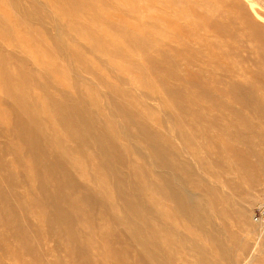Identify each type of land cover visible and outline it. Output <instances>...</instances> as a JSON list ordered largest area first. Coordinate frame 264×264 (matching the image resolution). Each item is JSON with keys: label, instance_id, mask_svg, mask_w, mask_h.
I'll use <instances>...</instances> for the list:
<instances>
[{"label": "bare ground", "instance_id": "bare-ground-1", "mask_svg": "<svg viewBox=\"0 0 264 264\" xmlns=\"http://www.w3.org/2000/svg\"><path fill=\"white\" fill-rule=\"evenodd\" d=\"M110 1L0 0V39L12 49L6 55L0 48V264H234L225 249L228 206L224 212L223 201L209 199L201 178L197 195L186 191L194 172L181 163L168 138L174 135L196 158L202 151L193 140L211 146L198 162L210 175L217 168L218 177L232 171L238 182L263 183L264 79L252 74L250 86L228 87L231 102L214 100L204 76L193 72L200 67L198 53L174 49L184 34L177 31L180 17L172 15L169 35L149 32L143 24L130 28L113 15ZM147 1L149 9L171 11L158 0ZM236 10L249 32L260 29L241 6ZM196 18V26L205 25L204 16ZM30 24L42 30L43 40L34 43L16 33V26ZM217 25L212 28L218 35L230 36ZM257 37L264 48V33ZM24 38L42 49L48 75L30 73L19 51L27 45ZM129 52L139 57L127 66ZM104 55L124 60V70L141 77L144 67L150 71L152 76L141 81L149 95L159 96L163 114L177 130L157 132L152 126L162 125L161 117L142 114L136 100L83 83V74L101 83L93 63L101 67ZM260 62L264 65V53ZM50 75L70 77L75 97L69 100L59 89L49 96ZM179 84L190 91H180ZM37 87L39 98L29 92ZM39 99L49 101V115ZM181 171L186 177L178 179Z\"/></svg>", "mask_w": 264, "mask_h": 264}, {"label": "rangeland", "instance_id": "rangeland-1", "mask_svg": "<svg viewBox=\"0 0 264 264\" xmlns=\"http://www.w3.org/2000/svg\"><path fill=\"white\" fill-rule=\"evenodd\" d=\"M167 1L168 3H166ZM158 2H162L160 4L164 5L166 10L169 9L172 12L170 11L169 13L165 10H159V8H155V10L149 9L147 0H111L108 2V6L111 8L112 6L115 7L116 11L113 12V15L115 14L117 18H122L123 23L127 27L136 28L139 24H143L149 32L158 31V33H161L159 30L161 29L165 33H168L167 35H169L168 31L170 28L174 29L175 27L172 15L174 14L178 18L180 17L178 21L180 24L177 22L180 27H178L179 29L177 31L179 35H181L182 29H184V34L180 37L181 45L175 44L174 49L181 52L182 49L180 48H183L187 52L194 54L198 53L199 58L196 60L199 62L201 68L193 66L196 67L193 68V72H198L196 74L204 76L202 79L205 80L202 82L207 85H205V89L207 92L209 91L210 95L213 92L211 97L214 100L219 99L220 102H231L230 90L228 87L233 83H241L240 85L243 87L245 84V88L250 86L252 74H257L259 81L261 80L260 82H263L264 65L260 62V58L264 53V48L259 44L260 39L257 37V34L258 32L264 33V0H158ZM120 5H123V7ZM261 5H263V8ZM238 6H241L245 14L252 20L253 24L263 31L254 28L252 31L250 29L249 32L244 26L240 14L236 10ZM44 10H46V8H44ZM197 14L199 16L201 15V17L204 16L207 19L205 25L196 26L197 23L195 20L197 19ZM115 16H113L112 21H117ZM185 16H187V18ZM181 19L183 23L180 21ZM213 23L218 24L217 26L226 27L230 36L220 33L218 35V32L216 33L212 28ZM70 29L71 31L73 30L71 27ZM41 32L42 30L34 24L16 26L17 34L21 33L24 36H29L34 43L38 42L40 39L43 40ZM251 32L254 35V39L250 37ZM17 34L15 36L18 37ZM44 35L49 39L50 36L53 35V32ZM161 39L164 40L163 36ZM23 41L25 44L27 43V45H20L19 51L22 53L26 63L29 64L28 67L30 73L34 76H39L40 73L48 75L49 72L45 71V67L50 63L47 58H44V54L41 52L42 49L36 44L31 46V41H28L25 38ZM0 48L4 54H11L12 49L8 43L1 39ZM87 52L86 57L89 60H93L92 55L89 54L90 52ZM35 53H39L40 56L38 57ZM51 57L54 59L53 55ZM128 57L129 61L126 62L127 66L130 61L137 59L139 55L134 52H129ZM101 58L103 59V61H101V67H98L97 63H93L94 72L101 79V83H97L96 85L90 76L83 74L82 81L85 85L88 84V86L90 85L91 87L95 86L94 88L100 93L110 91L113 93L115 91L122 96L128 95L130 99H133H131L132 102L134 101V103H136L137 101L136 104L141 106L143 109L142 111L144 112L142 114H145L147 111L156 116L157 119H160L161 117L162 120L160 122L164 123L162 125L155 124V126H152L157 132L168 133L172 128L176 129V126L172 125V122L165 116L166 114L162 109L159 96L157 94L149 95L150 93L146 89L148 87H144V81H141L143 78L148 79L152 76H150V71L146 67L143 68L145 76H142V78L140 75L124 70L125 61L122 59L110 58L106 57V55ZM58 62L61 66L65 65L62 58L58 57ZM121 64H123V66ZM13 67L14 65L12 68ZM159 68V70L163 71L162 67ZM202 69L208 71V73L205 72L202 74ZM65 70L69 74L68 69L62 68V71ZM156 74L155 71L154 77H157L155 76ZM160 74H162V72ZM160 74H158V76ZM84 75L86 77H84ZM138 76H140V78ZM69 78L70 77H65L58 80L56 76L50 75L49 79H53L50 80L53 83L50 82V88L48 89L49 96H54V92H57L59 89L64 91V95H66L64 96L65 98L69 100L73 99L75 97V91L72 88H69ZM206 78H209L210 80L212 79V83L215 80V83L212 84L210 80L209 83L208 79L206 81ZM56 81L62 82L63 87L60 88L56 86ZM246 83H249L250 85ZM79 84L84 91V85L80 82ZM211 84L213 86L212 89ZM178 87L180 91L187 90L185 84H179ZM213 89L217 91H214ZM189 91L190 90H187L186 93ZM29 92L35 94L38 98L41 96V94H39L41 93L40 87L29 88ZM260 92L262 91L259 90V94ZM214 94H216L215 97L213 96ZM262 94H264V92ZM37 102L40 107L45 109L46 115H49L47 113L49 101L39 99ZM91 105L92 104H88L87 107H91ZM232 106L239 107L235 105ZM129 109L133 110V108ZM166 118L168 119L167 122L165 121ZM53 133L59 138L64 139L60 136L61 134L59 132L55 133L53 131ZM170 134L172 133H169V135ZM168 142H172L173 145L170 146H172L177 152L178 159L181 160V163L188 164L194 172L195 176L193 179H190L191 182L190 184H187L186 191L197 195V193H199V188L197 187L196 180L201 178L204 180L203 186L205 187V190L210 192L209 199H215L216 202V198H219L223 201L226 204L222 207V211L224 212L228 206L227 212L229 213V218L225 220L226 222L224 223H227V229L230 230L224 239H227L228 235H230L231 239L229 238V242H226L228 247L225 249H229L231 256H234V261L236 260L234 264L236 262L237 264H264V217H261L260 215V212L264 207V182L257 183L254 186L246 184L244 181L238 182L233 175L235 173L232 171L223 174L222 177H218L220 172L216 176L215 172L218 171V169L212 167L210 168H212L213 174L210 175L207 170L205 171L206 168H202L198 165V162L204 159L205 152L208 154L211 151V146L202 143L201 138H197L196 141L193 140V145L199 147L198 151H202L199 157H197L198 160L195 151L186 149L182 150L181 142L175 139L174 135H171L168 138ZM148 153L149 152L147 151V154ZM209 160H214V157L212 156ZM154 169L162 172L160 168ZM184 172L185 171L179 172L177 178L181 179L182 177H186ZM206 208L210 210L207 205ZM215 223L217 226L221 224L220 220H216Z\"/></svg>", "mask_w": 264, "mask_h": 264}]
</instances>
